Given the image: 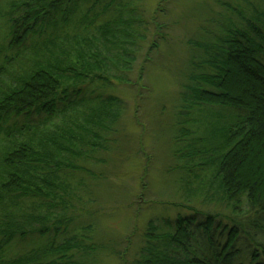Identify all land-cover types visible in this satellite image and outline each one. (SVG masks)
I'll use <instances>...</instances> for the list:
<instances>
[{"label": "trees", "instance_id": "obj_1", "mask_svg": "<svg viewBox=\"0 0 264 264\" xmlns=\"http://www.w3.org/2000/svg\"><path fill=\"white\" fill-rule=\"evenodd\" d=\"M142 8L137 0H0V250L43 239L0 264H264V0L182 11L192 26L182 40L156 15L148 27ZM147 44V62L171 64L172 85L156 104L141 74L134 82L113 74L130 72ZM110 78L127 85L130 105ZM162 122L164 144L154 133ZM135 152L147 160L143 193L157 167L191 206L148 220L123 247L132 230L106 236L91 215L79 221L76 207L97 204L107 187L127 200L111 178L127 173ZM94 153L100 164L85 168Z\"/></svg>", "mask_w": 264, "mask_h": 264}, {"label": "rangeland", "instance_id": "obj_2", "mask_svg": "<svg viewBox=\"0 0 264 264\" xmlns=\"http://www.w3.org/2000/svg\"><path fill=\"white\" fill-rule=\"evenodd\" d=\"M137 1L140 2L141 6L143 7L142 9L145 10L144 17L148 22V27L150 24H152L153 16L156 15L155 23L164 25L162 29L167 30V32L171 34V37L182 40V33H185L187 27L192 28V26H183L184 24L186 25L187 22L179 20L180 14L182 13V11L189 14L200 13L199 9H202L203 4L207 0H166L163 4V14H154V8L159 3V0ZM178 21H180V23ZM188 23L190 22L188 21ZM152 26L154 25L152 24ZM153 29L156 30L155 27H153ZM151 39L152 38H149V42L151 41ZM137 53H134V59H132L129 63L131 67V69L129 70L130 72H122L123 70H125L124 68L123 70L122 68H113V74L121 77L125 76V78L127 77L128 79H131V82H134V80L136 81V79L139 77V74H141L143 77V80L141 81L144 86L153 88H151V90H148L147 88L142 87L141 84H137V86L142 87L143 92L146 94V97L156 104L158 103V101H160V97L169 91L172 85V75L168 71L171 64L168 63L166 65L168 69L167 70L162 66L157 67L150 62H147L148 59H150L154 54L153 49H150L148 47V44L141 47L140 51L137 50ZM140 67H144V71L142 72L143 74L140 71ZM123 73H125V75ZM110 80L113 83V88L116 90L117 94L115 93V95L124 99L126 101V104L130 105L131 97L128 90H126L127 85L122 82L115 81L114 78H110ZM62 82L63 86L66 87L70 86L72 83L68 80H63ZM98 82L99 81H93L90 83L88 82L89 84H87V86L83 84L80 87L81 89L84 87L83 89L86 91H91V88L97 86ZM58 106V109L62 107L60 103L58 104ZM64 115L62 112H58L56 115H54V119L58 121L57 123H62V120L66 118L65 113ZM131 116L132 111H130L127 116V118L130 120L127 127L129 129L134 127V121ZM43 117L44 113L37 116L35 118V121L37 122ZM160 122L161 121L159 120L158 124ZM154 133L156 135L158 143L164 144L166 141V131L163 128V122L162 125L157 129L154 127ZM143 149L145 154L148 155V166H150L151 163L149 162V154L151 153L152 148L147 145L146 141H144ZM134 155L135 158L132 162V165H127L126 168L123 169L125 172H127V175H121L122 173L120 171H117L114 174L119 177L113 176L111 178V180H113L116 185L121 186V191H125L128 193L127 200L124 201L119 197L117 198L116 193L113 194L112 192H110V188L107 187L106 192L102 196V198H100L98 202L96 200L98 205L96 203L85 202L84 206L79 204V207L78 205L76 207V215L78 216L79 214V221L86 222L90 219H88L86 215H91V217L96 221L97 228L102 231V234L106 236L120 237L124 239L125 235L132 230V233H134L136 237L133 238L129 236V243L125 241L123 247L131 245L133 241L137 240V237L140 236L145 230L148 220H153L157 224L161 223L164 217H174L178 211L185 212V206L182 205H189V203H186L182 195H179V193L174 191L170 184L165 183L162 178V172H160L157 167H151L148 169V172L150 173L148 180L146 179V189L143 193L142 189L140 188L141 181H143L141 180V169L147 160L145 161V159L137 152H135ZM100 160H102V158H99L98 155L94 153L92 154L91 159L85 162L83 166L85 168H88L89 165H92V167H96V163L100 164ZM150 160L152 161V155L150 157ZM79 175V179L84 177V184H88L85 174L80 173ZM116 199L118 200V203H116ZM91 221L92 219H90V222ZM24 239L25 240H21L17 238L13 242L15 244L10 245L8 248L0 250V260L3 261L15 256H20L31 245H33V243L37 244L41 241L43 242V239H40L37 236H27ZM114 262L115 260L110 259H108L107 261L108 264H113Z\"/></svg>", "mask_w": 264, "mask_h": 264}]
</instances>
